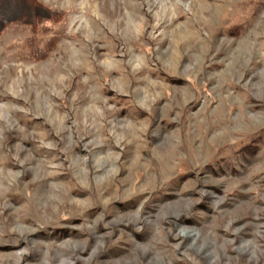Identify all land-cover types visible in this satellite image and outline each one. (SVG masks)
Returning a JSON list of instances; mask_svg holds the SVG:
<instances>
[{
    "label": "rangeland",
    "instance_id": "1",
    "mask_svg": "<svg viewBox=\"0 0 264 264\" xmlns=\"http://www.w3.org/2000/svg\"><path fill=\"white\" fill-rule=\"evenodd\" d=\"M39 1L0 33V264H264V0Z\"/></svg>",
    "mask_w": 264,
    "mask_h": 264
},
{
    "label": "trees",
    "instance_id": "2",
    "mask_svg": "<svg viewBox=\"0 0 264 264\" xmlns=\"http://www.w3.org/2000/svg\"><path fill=\"white\" fill-rule=\"evenodd\" d=\"M63 18L62 11L53 9L39 0H0V33L10 23L29 26L31 32L41 30L44 23H55ZM55 39L43 44L31 41L28 54L36 59L46 56L52 49Z\"/></svg>",
    "mask_w": 264,
    "mask_h": 264
}]
</instances>
